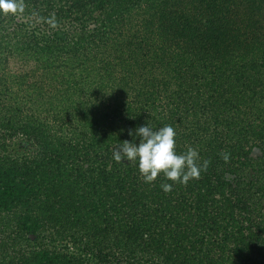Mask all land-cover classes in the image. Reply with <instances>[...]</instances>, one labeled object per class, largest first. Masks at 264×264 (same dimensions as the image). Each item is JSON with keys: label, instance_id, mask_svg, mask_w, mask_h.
I'll use <instances>...</instances> for the list:
<instances>
[{"label": "trees", "instance_id": "obj_1", "mask_svg": "<svg viewBox=\"0 0 264 264\" xmlns=\"http://www.w3.org/2000/svg\"><path fill=\"white\" fill-rule=\"evenodd\" d=\"M20 2L0 13V264H264V0ZM147 123L206 171L117 163Z\"/></svg>", "mask_w": 264, "mask_h": 264}, {"label": "clouds", "instance_id": "obj_2", "mask_svg": "<svg viewBox=\"0 0 264 264\" xmlns=\"http://www.w3.org/2000/svg\"><path fill=\"white\" fill-rule=\"evenodd\" d=\"M18 11H23L20 0H0V13L15 14ZM128 135L132 141L120 142L112 158L117 163L136 164L145 183L151 184L163 174L167 181L186 185L190 180L198 179L208 167L207 160L200 162L195 148L188 146L183 153L176 151V132L171 125L154 129L147 123L134 131L128 130ZM173 183H161L160 187L168 193L172 191Z\"/></svg>", "mask_w": 264, "mask_h": 264}]
</instances>
